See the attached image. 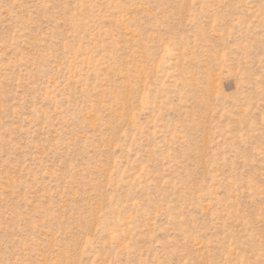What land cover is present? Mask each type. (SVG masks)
<instances>
[{"label": "rangeland", "instance_id": "obj_1", "mask_svg": "<svg viewBox=\"0 0 264 264\" xmlns=\"http://www.w3.org/2000/svg\"><path fill=\"white\" fill-rule=\"evenodd\" d=\"M0 264H264V0H0Z\"/></svg>", "mask_w": 264, "mask_h": 264}]
</instances>
